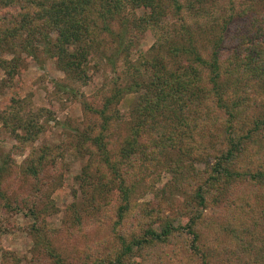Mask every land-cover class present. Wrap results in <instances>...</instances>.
I'll return each instance as SVG.
<instances>
[{"label":"rangeland","instance_id":"rangeland-1","mask_svg":"<svg viewBox=\"0 0 264 264\" xmlns=\"http://www.w3.org/2000/svg\"><path fill=\"white\" fill-rule=\"evenodd\" d=\"M258 1L213 0L209 2L207 13L198 9L181 16L188 20L192 30L210 28L216 20L222 24L235 8L247 9L256 3L259 6L254 8L262 13L264 2ZM135 13L140 17L143 11ZM127 16L130 18V13ZM167 21L163 30L125 32L127 44L131 40L129 51L118 58L104 35L103 43L91 55L85 84L68 78L55 60L42 52L37 53L38 59H33L19 49L0 50V163L9 162L10 170L2 189L12 206V210H8L5 202L0 201V264H112L121 251L119 238L130 242L133 233L140 234L142 228L154 222L166 220L175 228L188 224L195 212L192 199L198 183L202 177L204 183L207 177L214 176L212 168L216 158L224 153V147L217 149L214 155L208 152L220 145L208 144L209 138L201 139L207 131L205 123L195 124L196 129L188 130L186 138L182 139V145L198 158L192 156L183 163L171 154L168 160L151 163L139 175L126 179L131 187L128 191L131 211L122 223L117 212L123 204L121 192L110 182L111 172L101 163L98 147L85 141L86 133H91L92 138L97 136L101 122L85 111L82 103L100 108L115 84L128 85L130 76L124 66L127 55L128 61L134 64L141 59L151 61L161 40L169 39L168 34L172 38L181 36L179 18L171 15ZM256 26L259 28L261 24ZM14 64L18 67L11 69ZM238 91L248 93L251 100L256 97L250 103L252 109L259 103L264 104L262 85L249 82ZM139 96L127 94L120 100L117 109L123 122L140 117L133 111L140 103ZM37 114L44 127L42 132L30 138L21 129L16 131L17 118L36 119ZM250 114L251 110L247 115ZM254 117L250 116L247 124H251ZM174 119L178 124L181 114ZM222 120L220 113L211 111L207 124L218 128ZM250 124L244 127L246 131L251 128ZM122 128L123 125L108 134L112 140L109 149L114 156L126 136V129L122 131ZM186 129L182 128V132ZM239 134L242 131L237 129ZM244 145L246 152L231 162L224 160V166L237 172H264V131ZM45 154L51 157L43 172L38 179L28 181L22 175L23 170ZM35 167L38 166L30 169ZM234 187L236 195L226 193L218 205L203 211L196 230L201 238L202 257L211 250L210 264H246L237 259V251L242 249L239 239L251 236L255 220L261 226L254 228L264 234V214L253 209L255 191L244 179ZM192 240L193 236L180 230L165 245L137 251L123 262L203 264L205 257L195 252L199 250L193 253L188 249ZM253 244L263 256V243Z\"/></svg>","mask_w":264,"mask_h":264},{"label":"trees","instance_id":"trees-1","mask_svg":"<svg viewBox=\"0 0 264 264\" xmlns=\"http://www.w3.org/2000/svg\"><path fill=\"white\" fill-rule=\"evenodd\" d=\"M210 1L213 0H0V50L19 49L33 59H38L37 53L42 52L54 59L68 78L83 84L88 80L91 55L103 43L104 35L109 38L118 58L129 51L131 40L127 44L125 32L166 29L171 15L180 20L181 36L172 38L168 34L169 39L161 40L151 61L141 59L134 64L126 56L124 66L130 76L127 86L115 84L100 108L82 103L83 109L101 122L97 136L92 138L91 133H86L85 141L98 147L101 163L111 172L110 182L121 192L123 204L117 210L121 223L131 211L128 201L131 187L126 179L139 175L147 165L168 160L172 155L183 163L195 156L182 145V139L186 138L188 130L196 129L198 122L207 127L201 139L209 138L208 144L220 145L208 152L214 155L217 149L224 147V153L216 158L212 168L214 176L207 177L204 183L202 177L198 183L192 199L195 212L186 226L175 228L166 220L157 224L151 222L140 234L133 233L130 242L119 238L121 251L112 264H124L123 260L137 251L165 245L180 230L193 236L188 249L192 252L198 249L195 252L202 257L201 238L196 230L203 211L218 205L226 193L236 195L234 186L243 179L255 191L253 209L264 214V172H237L224 166V160L231 162L245 153V142L264 131V104L259 103L252 109L250 103L256 97L251 100L248 93L238 91L249 82L264 87V9L262 13L256 11L258 9L254 7L259 6L256 3L247 9L235 8L222 24L216 20L214 27L192 30L188 20L181 15L198 9L207 13ZM258 2L262 4L264 0ZM137 10L143 11L140 17L136 16ZM181 19L185 20L181 22ZM257 23L261 24L259 28H256ZM116 27L119 30H115ZM11 67L15 69L18 65ZM133 93L140 94V103L133 110L140 117L123 122L117 106L123 96ZM249 110L252 114L247 115ZM211 111L220 113L223 118L218 128L207 124ZM179 114L180 122L175 124L174 118ZM193 114L197 117L190 116ZM253 115L255 117L249 123L251 128L246 131L244 127L249 126L246 120ZM36 117L17 118L16 131L21 129L30 138L35 137L44 128L40 125V115ZM122 125L126 136L114 156L109 149L112 140L108 134ZM182 128L187 129L182 132ZM237 129L242 134L237 135ZM50 157L45 154L35 160L32 165L38 167L24 169V178L28 181L38 179ZM8 165V161L0 163V201L5 202L6 209L12 210L10 198L2 189L10 170ZM252 226L251 236L239 239L242 249H238L237 259L240 263L264 264V255L261 256L253 244L257 242L260 246L263 243L264 248V234L255 229L261 224L255 220ZM208 253L203 254V264H210L211 250Z\"/></svg>","mask_w":264,"mask_h":264}]
</instances>
